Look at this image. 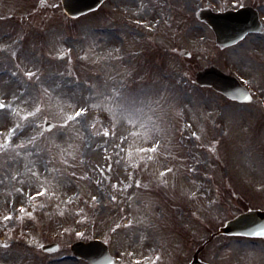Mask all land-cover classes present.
<instances>
[{
    "label": "rangeland",
    "instance_id": "374dc122",
    "mask_svg": "<svg viewBox=\"0 0 264 264\" xmlns=\"http://www.w3.org/2000/svg\"><path fill=\"white\" fill-rule=\"evenodd\" d=\"M243 6L258 8L264 24V0H106L77 19L59 0H0L5 102L17 106L26 99L20 87L39 80L54 97L76 92L71 103L99 105L70 122L64 136L56 110H43L34 125L45 133L37 139L43 151L26 145L20 155L0 153V244L9 245L0 248V264H85L69 247L98 238L120 264H188L228 219L264 210V36L219 49L196 18L201 9ZM17 64L36 75L24 77ZM210 64L238 77L257 104L197 87L194 73ZM10 111L0 109V140L18 119ZM46 119L56 129L45 132ZM41 185L47 193L34 195ZM49 242L60 250L42 253ZM199 258L264 264V239L220 236Z\"/></svg>",
    "mask_w": 264,
    "mask_h": 264
},
{
    "label": "water",
    "instance_id": "95a60500",
    "mask_svg": "<svg viewBox=\"0 0 264 264\" xmlns=\"http://www.w3.org/2000/svg\"><path fill=\"white\" fill-rule=\"evenodd\" d=\"M103 0H61L63 9L69 16L77 17L89 10L95 9ZM200 18L205 20L212 28L216 43L220 47L230 46L238 42L246 33L259 31V23L255 12L250 8H242L237 11L224 13H201ZM185 55L189 54L185 52ZM195 81L199 86L211 87L226 97L237 101H249L247 92L240 86L236 79L223 74L214 66L204 68L195 75ZM55 125L45 121L44 129L50 131ZM261 228H264V212L248 211L227 222L219 232L226 235L259 236ZM57 246L52 244L44 246V251L53 252ZM71 251L78 259H83L89 264H115L109 256L106 245L99 241L89 243L75 242ZM190 264H203L194 256Z\"/></svg>",
    "mask_w": 264,
    "mask_h": 264
},
{
    "label": "snow or ice",
    "instance_id": "6c2138e0",
    "mask_svg": "<svg viewBox=\"0 0 264 264\" xmlns=\"http://www.w3.org/2000/svg\"><path fill=\"white\" fill-rule=\"evenodd\" d=\"M53 7H55V5H53ZM0 47L6 48L7 45H0ZM15 67L20 73L23 74L24 77H27L29 79L33 78L36 75L33 71L20 68L19 64L15 65ZM11 76L16 77L17 72H11ZM33 83L35 86L30 85L28 88H25L23 86L20 87V90L26 93V99L19 100L17 106H13L11 102L6 103L5 101L7 100V96L4 93H0V96H4L3 99H0V109H10L11 111L9 114L18 117V119L12 122L11 126L7 128L8 135H4L2 140H0V153L7 154L8 150L12 149L14 151H17V155H20L21 154L20 150H23L26 145L27 146L36 145L37 151H43V149L39 148V146L37 145V139L38 137L44 138L45 133L42 130H37L34 127L36 123V119L39 118V114L43 110L46 109L56 110L60 119V127L57 129V134L59 136H64L66 131H68L70 128V122H73L77 117H83V114H85L88 111L89 107H99V105H89L87 103V98H85V102L80 105L71 103V100L76 96V92H73L71 96L68 98V100H63L60 98V95L58 93L54 97V89H49L48 87H45L43 82L36 80ZM84 83L87 84L88 82L85 81ZM54 87L55 89H59L61 87V83L57 82ZM74 87L79 88V85L76 84L74 85ZM91 88L95 89L96 84L93 83L91 85ZM90 94L93 96L97 95L95 91H91ZM11 101H17V96L15 94L11 95ZM65 104H67L69 107L68 112H65V108H64ZM20 105H23V107H20ZM29 132H30L29 135H25L26 133ZM109 134L110 133L108 131H104L105 136H108ZM193 135L195 136V133H193ZM120 138L124 139L123 136H121ZM53 139H55V137ZM14 140L17 142H13ZM159 143L160 141L156 140L155 144L150 150L155 151L156 145H158ZM138 151L145 152L146 149L140 148ZM23 155L25 157H28L31 156L32 153L23 152ZM69 155H71V153H69ZM8 158L12 159L13 157L9 156ZM148 158L151 159V157ZM64 163L66 164L67 160H65ZM24 171L31 172L32 169L25 168ZM48 171H54V170L48 169ZM166 171H170V170L166 169ZM16 175H21V173H17ZM32 175L35 176L36 173H32ZM15 178L16 177L13 176V179ZM136 183L139 184L140 181L137 180ZM40 187L42 190L35 192L34 195L43 196L47 193V189H45L43 185H41ZM17 191H20V189H17ZM29 199H31V196L29 197ZM96 199H97L96 196H92V200H96ZM112 199L115 200L116 197L112 196ZM20 210L23 211V208H21ZM10 216L11 214L5 216L4 219L7 220L10 218ZM128 223H132V221L130 220L128 221ZM256 234L264 237V228H261L260 231ZM77 235L80 234L77 233ZM28 243L31 244L33 242L28 241ZM8 247H9L8 244H0V248L7 249Z\"/></svg>",
    "mask_w": 264,
    "mask_h": 264
}]
</instances>
